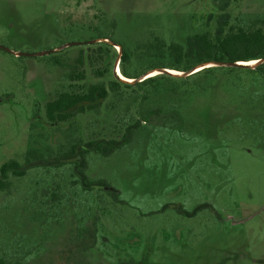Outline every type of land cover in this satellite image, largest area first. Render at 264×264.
I'll use <instances>...</instances> for the list:
<instances>
[{"label": "rangeland", "instance_id": "rangeland-1", "mask_svg": "<svg viewBox=\"0 0 264 264\" xmlns=\"http://www.w3.org/2000/svg\"><path fill=\"white\" fill-rule=\"evenodd\" d=\"M227 17L232 25L264 18V0H0L4 47L35 53L109 38L130 58L124 64L120 47L105 42L42 56L0 48V168L31 151L54 153L79 130L89 138L118 118L149 117L121 150L89 155L88 174L118 189V199L71 189L55 169L14 179L0 192V253L28 251L27 264H264V78L228 66L188 76L147 50L156 37L184 44ZM88 53L114 74L123 65L134 76L176 70L184 79L113 96L114 110L88 112L74 126L48 124L46 104ZM108 79L87 66L86 83ZM55 180L69 199L49 207L43 191Z\"/></svg>", "mask_w": 264, "mask_h": 264}, {"label": "trees", "instance_id": "trees-1", "mask_svg": "<svg viewBox=\"0 0 264 264\" xmlns=\"http://www.w3.org/2000/svg\"><path fill=\"white\" fill-rule=\"evenodd\" d=\"M119 45L122 52L121 60L125 64L130 60L129 52L124 45ZM148 49V52H154L149 57L158 55V57L170 59L169 65L163 67L183 72H188L197 65L211 61L248 62L264 59V18L255 19L245 25H232L229 17L225 20L219 19L213 32L204 31L189 34L184 44L176 41L168 43L164 39L156 37L147 46ZM98 62L90 53L87 54L86 58L82 56L80 69L73 70L68 74L69 88L60 92L55 99L46 104L45 113L48 124L57 127L65 124L74 126L79 124L80 116L83 114L88 112L100 114L104 106L108 112L114 110L116 106L109 105L113 96L119 98L123 92L151 84L161 77H169L179 81L184 79L182 75L164 72L162 75L147 77L138 81L141 75H131L123 65L119 66L125 77L136 79L129 82L114 74L110 70L109 63L105 64V70L98 69L96 67ZM87 66L95 77L102 78L110 74L111 79L86 83ZM214 68L216 67L203 68L188 76L210 73ZM230 68L239 71L253 70L264 78V61L254 69L239 66ZM146 118L136 117L125 121L118 118L115 119L116 122L109 131L94 133L89 138H85L82 131L79 130L77 136H74L66 147L49 155L31 151L23 162H18L16 159L6 161L0 168V192H9L14 184V179L24 177L30 170L44 168L46 171L55 169L58 174L66 173L71 189H78L88 194L97 192L99 196L104 192L114 199H118V189L105 179H93L88 174L89 155L94 153L108 157L132 143L137 133L143 128V123L148 121L149 117ZM55 183V189L48 187L43 191V196L46 198L44 203L49 207L56 203L60 205L69 197L62 190L61 181L55 180ZM94 226L96 228V223ZM93 237L95 240L96 234ZM94 240L93 242H95ZM28 254V251L23 255L19 252L18 255L1 252L0 264H27L25 257ZM119 264L146 263L131 259Z\"/></svg>", "mask_w": 264, "mask_h": 264}, {"label": "water", "instance_id": "water-1", "mask_svg": "<svg viewBox=\"0 0 264 264\" xmlns=\"http://www.w3.org/2000/svg\"><path fill=\"white\" fill-rule=\"evenodd\" d=\"M103 42L109 43V44H111L113 46H118L121 49V46L117 42H115V41H113L112 39H109V38H96V39H92V40L85 41V42H82V41L68 42V43H65L64 45L60 46L59 48L45 50V51H42V52H35V53L16 52V51H14L12 49H9L7 47H4L2 45H0V48L1 49H4L6 51H9V52L15 53L18 56H42V55H48V54H51V53H54V52L61 51V50L65 49V48L70 47V46H73V45H78V44H82V43H86L88 45H91V44H97V43H103ZM263 61H264V59L257 60V62H255V63H240V62H225V61L216 62V61H211V62H207V63H203V64H200V65H197L196 67H194L190 71H188L186 73V75H190V74L194 73L193 71L196 70V69H198V68L203 69V68L212 67V66H228V67L239 66V67H245V68H255L259 63H261ZM117 68H118V66H117ZM117 68H116V72H117ZM201 69H199V70H201ZM163 72H166V73H169V74H174V73H172V72H170L168 70H163ZM149 73L150 72H147V73L143 74L138 79V81H141L142 79L147 78L146 76ZM184 74L185 73H181V74H178V75H184ZM116 75L119 76L118 73H116ZM174 75H177V74H174ZM120 78L123 79L122 77H120ZM123 80L129 81V82H133L136 79L135 80L123 79Z\"/></svg>", "mask_w": 264, "mask_h": 264}, {"label": "bare ground", "instance_id": "bare-ground-1", "mask_svg": "<svg viewBox=\"0 0 264 264\" xmlns=\"http://www.w3.org/2000/svg\"><path fill=\"white\" fill-rule=\"evenodd\" d=\"M255 62H257V60H252V61H248V62H243V61H241L240 63H255ZM169 71L172 72V73H174V74L179 73V72L176 71V70H169ZM117 73H118L119 76L122 77L123 79L131 80V79L125 77V76L121 73V70H120L119 66H118V68H117ZM151 75H153V74H151Z\"/></svg>", "mask_w": 264, "mask_h": 264}]
</instances>
